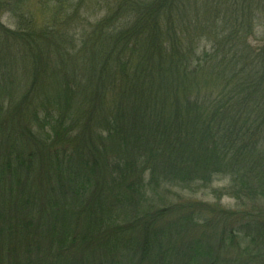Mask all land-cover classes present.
Instances as JSON below:
<instances>
[{
    "label": "trees",
    "instance_id": "obj_1",
    "mask_svg": "<svg viewBox=\"0 0 264 264\" xmlns=\"http://www.w3.org/2000/svg\"><path fill=\"white\" fill-rule=\"evenodd\" d=\"M44 1L0 0V264H264V0Z\"/></svg>",
    "mask_w": 264,
    "mask_h": 264
},
{
    "label": "rangeland",
    "instance_id": "obj_2",
    "mask_svg": "<svg viewBox=\"0 0 264 264\" xmlns=\"http://www.w3.org/2000/svg\"><path fill=\"white\" fill-rule=\"evenodd\" d=\"M34 0H32L33 2ZM101 1V0H100ZM105 1V2H104ZM101 2H98L97 0H87V4L89 8L93 7L95 9L94 12L91 13H96L97 12V7L96 5H104L107 0H104ZM46 4L45 5H52L51 0H45L44 1ZM90 13V12H89ZM103 14V11H101L98 15ZM11 12L10 14H4L2 16V22L6 24L9 27H15L17 25V18L13 17ZM91 19H94L93 17ZM264 36V20L263 23H261L257 28L256 32L254 34L255 39L256 38H262ZM146 179V175H145ZM231 185V179L229 176H219L218 178L214 179L211 184L208 187H201L197 183H193L189 185L186 188H180L176 187L175 185L169 184V183H162V186L158 189L159 194H163L169 198V200L173 203H179L180 200H197V201H202V202H208L211 204H216L224 209H237L238 204L235 202V200L228 194H225L221 197L218 198V193L221 192V189L224 191ZM169 191H167V190ZM155 195L152 191L149 193V199L154 200L152 202H155ZM187 203V202H186ZM185 204V203H184Z\"/></svg>",
    "mask_w": 264,
    "mask_h": 264
}]
</instances>
